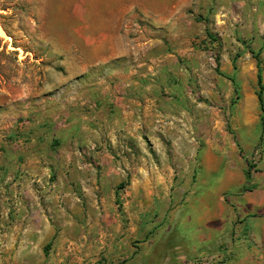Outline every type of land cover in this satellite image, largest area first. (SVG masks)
<instances>
[{
	"label": "rangeland",
	"instance_id": "obj_1",
	"mask_svg": "<svg viewBox=\"0 0 264 264\" xmlns=\"http://www.w3.org/2000/svg\"><path fill=\"white\" fill-rule=\"evenodd\" d=\"M0 28L6 35L0 37V148L60 145L62 157L52 162L48 174L51 179L63 177L66 189L76 195L90 190L79 205L93 215L103 209L122 215L123 200L113 193L131 189L128 176L117 182L108 179L106 189L100 190L98 177L94 182L83 175V168L81 181H70V146L75 142L109 143L113 162L121 153L125 156L113 143L131 146L129 135L107 137L95 124L98 117L84 118L106 90L111 98L120 96L122 80H139L157 103L166 101L157 110L164 112L168 125L179 124L180 113L194 122L195 107L208 104L216 112V134H221L231 131L227 115L234 97L255 94L257 73L264 86V0H0ZM251 52L260 59L258 68ZM69 87L70 94L61 92ZM227 94L231 98L226 103ZM76 106L82 111L74 112ZM111 107L113 112L115 103ZM261 132L259 126L254 135ZM177 136L174 130L156 135L159 146L149 150L159 172L164 158L173 155ZM140 142L152 144L143 133ZM188 143L193 159L195 134L188 135ZM140 155L146 157V152L140 150ZM193 170L190 160L187 171ZM154 200L158 206L162 201ZM140 201L142 210L148 199ZM63 232L68 236L75 231ZM84 234L95 244L90 248L93 263H103L107 257L99 248V226ZM40 248L46 252L50 245ZM34 249L36 255L39 246Z\"/></svg>",
	"mask_w": 264,
	"mask_h": 264
},
{
	"label": "crops",
	"instance_id": "obj_2",
	"mask_svg": "<svg viewBox=\"0 0 264 264\" xmlns=\"http://www.w3.org/2000/svg\"><path fill=\"white\" fill-rule=\"evenodd\" d=\"M139 82L122 80L120 96L111 98L106 90L84 115L98 117L95 124L107 137L129 135L130 147L113 143L114 149H124L125 156L121 153L115 162L113 157L110 160L105 141L70 146L71 182L81 181V168L94 182L98 177L100 190L106 189L108 179L117 182L130 176L131 189L113 193L123 200L122 215L105 209L94 215L91 209L85 211L79 200L90 190L76 195L66 189L69 185H64L63 177L51 179L52 162L62 157L60 145L1 146L0 246L5 249H1L0 264H95L90 249L95 244L84 231L96 226L99 248L107 257L101 264H116L115 258H121V264H264V126L254 135L264 112L256 95L235 96L227 115L231 131L216 134L212 106L198 104L194 122L188 123L180 113L179 124L168 125L171 122H165L164 112L157 110L166 101L157 103L149 96V87L141 88ZM65 91L72 92L70 87L61 92ZM229 97L225 95L223 102ZM113 103L116 107L111 112ZM80 111L76 106L74 112ZM171 130L178 138L172 145L173 155L164 158L159 172L149 149L153 152L159 146L158 133ZM141 133L147 134L151 147L140 142ZM189 134L196 139L193 159L188 157ZM255 150L260 158L253 171L250 158ZM190 160L191 174L187 171ZM158 183L164 187L157 189ZM141 198L148 199L142 210ZM158 198L162 199L159 206L154 200ZM65 230L75 232L65 236ZM46 245L50 249L44 252L40 247Z\"/></svg>",
	"mask_w": 264,
	"mask_h": 264
},
{
	"label": "trees",
	"instance_id": "obj_3",
	"mask_svg": "<svg viewBox=\"0 0 264 264\" xmlns=\"http://www.w3.org/2000/svg\"><path fill=\"white\" fill-rule=\"evenodd\" d=\"M251 54L253 55V59L256 61V67L258 68L260 65V59L257 57V55H254L252 52ZM232 81V79H231ZM256 82H257V91H255V95L257 97L258 103H259V107H260V111L263 113L264 112V98H263V94H264V86L262 84V78L260 73H257L256 75ZM236 86V85H235ZM237 89L235 88V91ZM261 126H264V117H261Z\"/></svg>",
	"mask_w": 264,
	"mask_h": 264
},
{
	"label": "built area",
	"instance_id": "obj_4",
	"mask_svg": "<svg viewBox=\"0 0 264 264\" xmlns=\"http://www.w3.org/2000/svg\"><path fill=\"white\" fill-rule=\"evenodd\" d=\"M260 158V152L259 150H255L252 153V156L250 158V164H251V168L253 169V171L255 170L257 163L259 161ZM123 260L121 258L116 259V264H121Z\"/></svg>",
	"mask_w": 264,
	"mask_h": 264
},
{
	"label": "bare ground",
	"instance_id": "obj_5",
	"mask_svg": "<svg viewBox=\"0 0 264 264\" xmlns=\"http://www.w3.org/2000/svg\"><path fill=\"white\" fill-rule=\"evenodd\" d=\"M0 37L1 38H5L6 35H5V32H3V30L0 28Z\"/></svg>",
	"mask_w": 264,
	"mask_h": 264
}]
</instances>
